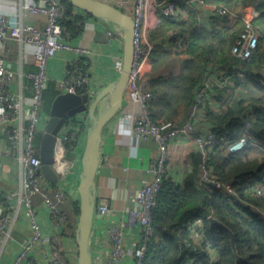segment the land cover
<instances>
[{"label":"crops","instance_id":"0c3cea01","mask_svg":"<svg viewBox=\"0 0 264 264\" xmlns=\"http://www.w3.org/2000/svg\"><path fill=\"white\" fill-rule=\"evenodd\" d=\"M102 1L118 6L130 16L133 14L135 0ZM259 1L232 0L227 3L222 0H205V3L202 4L198 0H179L180 13L171 18L179 20L178 22L181 23L176 28L169 25L171 23L168 21H172L168 20L169 18L163 20L159 13L151 12L146 24L143 25V39L152 43L153 48L145 64L143 75L152 81L154 89L159 93L169 92L172 76H178L184 72L185 61L195 58L196 51L191 50L185 41L194 35L200 39L203 38L202 40L207 38L210 41L206 40L204 44L201 41L195 50L201 49L208 43L211 44L209 48H212L209 53L210 61L205 66L206 70L192 90L194 96H196L198 87L205 83H211L207 98H210L211 108L217 110L222 99L228 98L229 101L233 100L236 103L251 95H261L259 85L253 80H246V69L237 70L240 67L232 58L229 61L223 58L227 55L230 57L233 55L231 45L243 27V16L250 17L256 24L258 32L264 36V13L260 14V10L256 7ZM222 8L233 11L235 16L222 13L220 11ZM75 11L77 14L83 13L77 7ZM2 15L8 16L13 23L22 20L41 27L45 23L43 16L21 12L19 0H0V16ZM81 24L80 30L70 36L67 41L72 46L88 47L92 50L84 58L89 72L86 86L88 91L97 93L118 75L122 66L123 30L117 25L93 15L84 16ZM108 28H114L113 38L110 41L107 40L105 33ZM174 32H180V38L171 42L169 36ZM3 55L6 66L14 74L10 91L17 97L20 95L26 97L32 94L31 80L26 76V72L35 67L33 46L9 38L4 43ZM77 55L73 50L62 49L49 59V80L48 87L45 89L47 92L44 96L41 119L38 124L39 130L44 126L46 114L53 99L61 92L58 85L59 81L65 76L70 60ZM257 71L262 74V78L257 81L264 82V69ZM236 75L239 79L238 82L236 81L237 84H235L234 79ZM222 88L226 89L223 90ZM52 95L54 96L52 97ZM219 96L220 100L218 99ZM143 112L144 109L140 103L129 100L126 88L121 105L102 129L101 160L95 177L96 198L97 204L100 202L108 204L109 212L106 216L100 217L95 211L91 236L93 264H110L107 260L109 245L105 231L110 224L115 223L122 228L125 247L129 253L132 252L135 243L141 236L139 226L128 220V210L134 204V190L140 187L145 180L152 178V174L147 169L151 159L156 154L157 147L154 139L141 140L135 134L133 121L140 117ZM28 113V106L24 104L23 114L27 115ZM185 114L181 115L180 119ZM18 124L17 118L11 122L0 124V205L4 192L18 188L20 183V165L17 158L12 154L13 148H11V143L6 135V129L9 125ZM209 129H211L210 126L203 123L199 131L205 133ZM193 134L176 135L169 141L167 178L174 183L182 184L194 161L197 160L200 163L202 158ZM84 140L85 123L77 134L75 146L68 150L79 153L83 148ZM78 180L79 169L75 168L69 174L62 176L57 184L44 180V185L53 196L58 190L64 192L65 199L61 205L67 209L72 204L71 201L78 200ZM33 204L43 233L52 236V238H59L62 240L65 250L70 249L75 252V239L71 235H62L65 226L60 228L55 225V217L42 201L40 194L34 196ZM77 219L78 217L75 218V230ZM10 228V235L0 253V264H11L21 251L23 240L32 235V228L24 205L19 207L16 219ZM49 252V246L36 245L33 255L29 256V259L39 261L42 264H49ZM70 257L73 259L70 263L76 264L74 258ZM21 264L27 263L22 262Z\"/></svg>","mask_w":264,"mask_h":264},{"label":"built area","instance_id":"2783aa9c","mask_svg":"<svg viewBox=\"0 0 264 264\" xmlns=\"http://www.w3.org/2000/svg\"><path fill=\"white\" fill-rule=\"evenodd\" d=\"M198 1L202 4L205 3V0ZM19 3L21 12L43 16L45 23L42 27L22 20L13 23L8 16H0V124L11 122L16 118L19 120L18 125H9L6 129V135L11 143V148H13L12 154L17 158L20 165L19 187L4 192L0 205V253L10 235V227L16 219L19 207L24 205L32 228V235L23 240L21 251L11 264H21L22 262L42 264L39 261L29 259V256L33 255L36 245L49 246V264H65V254L59 246L58 239L43 233L33 204L34 196L40 194L42 201L55 217L57 227H64L69 219L67 209L61 205L65 199L64 192L58 190L53 196L44 185L46 179L41 171V160L35 143V135L39 132L38 124L41 119L44 92L49 80V59L62 49H70L78 54L70 60L65 76L58 85L61 92H79V89L88 81V69L82 65H86L84 58L92 50L88 47L72 46L68 43L67 39L71 36L70 32L60 23L67 11V6L62 0H19ZM179 10L180 6L177 0H135V7L131 16L134 21V59L126 88L129 100L140 103L144 109L143 114L133 121L136 136L141 140L154 139L157 147L156 154L151 159L147 169L152 174V178L145 180L140 187L134 190V204L128 210V220L139 226L141 236L135 243L132 252L129 253L125 247L122 228L115 223L110 224L105 230L109 245L107 260L110 264H143L147 255L149 237L156 227L152 209L157 205L162 183L168 173V144L176 135L193 134L194 132V141L202 153V162L195 181L197 186L211 184L215 188L237 194L230 182L225 183L215 179L206 163L207 151L216 141L214 133L210 130L205 133L196 132L195 120L202 111L206 93L211 87V83H205L197 88L196 100L188 110L183 125L178 124L181 119L154 122L147 108L148 101L155 95L151 89V80L143 75V71L153 45L143 39V25L146 24L151 12L173 18L180 13ZM220 11L235 16V13L227 8H222ZM242 21L243 29L232 43L231 53L235 57L247 59L257 49L259 35L256 24L250 17L243 16ZM113 31L114 28H108L105 31L108 41L113 38ZM9 38L33 46L35 67L26 72V76L31 80L32 94L26 97L21 95L17 97L9 89L14 74L6 66L3 55L4 43ZM24 104L28 106L29 113L27 115L23 114ZM85 118L86 116L82 114L70 120L56 135L53 167L60 177L75 169L74 159L66 154L67 143L77 138V134L85 123ZM251 118L253 117L251 116ZM248 139V135H241L228 144V150L231 152L241 150ZM251 193L255 196H264V182H258L252 188ZM260 210L264 214V210ZM96 212L100 217L106 216L109 212L108 204L106 202L98 203ZM177 234L185 247L199 251L206 246L210 260L216 257L217 252L210 248L207 243L204 221L201 216L193 218L186 227L178 228ZM69 250L64 249L65 253L72 256L77 264V249L75 252ZM194 259V257L191 258L189 264H192Z\"/></svg>","mask_w":264,"mask_h":264},{"label":"trees","instance_id":"16d2710c","mask_svg":"<svg viewBox=\"0 0 264 264\" xmlns=\"http://www.w3.org/2000/svg\"><path fill=\"white\" fill-rule=\"evenodd\" d=\"M62 1L67 6V11L60 23L72 36L80 30L84 16L91 14L85 11L77 14L76 7L71 2ZM222 1L228 3L232 0ZM177 2L180 3L179 0ZM256 7L260 14L264 13V0H260ZM166 18L169 17L162 16L163 20ZM168 20H172L168 22L174 28L181 24L179 20L171 18ZM180 32H174L169 36V40L177 41ZM258 35L259 44L251 57L241 59L227 55L223 58L226 61L232 58L240 67L237 70L246 69V80L256 82L261 95H251L236 103L233 100L229 101L228 98L222 99L220 107L213 110L210 98H207L210 91L208 90L202 111L195 120L198 133H202L199 128L205 123L210 126L209 130L216 137L215 143L207 151L206 160L212 176L221 182H230L237 194L215 188L211 184L197 186L195 181L200 170V163L197 160L194 161L182 184L174 183L166 177L157 198V205L152 209L156 227L149 237L143 264H189L193 257L195 259L192 264H264V214L260 210H264V196H255L251 193L258 182H264V82L257 81L262 78V74L257 70L264 69V36L259 32ZM202 39L191 35L185 40L190 49L196 51L195 58L185 61L184 72L172 76L169 92L159 93L151 81V89L155 96L148 101L147 108L154 122L179 120L195 102L196 96L192 90L201 80L212 50L209 48L210 43L195 50L201 41L203 44L206 40L209 41L207 38ZM82 66L87 68L86 65ZM234 79L237 84L238 75ZM86 91H88L86 84L79 89V92ZM46 92L45 90L44 96ZM218 99H221L220 96ZM244 134L249 136L245 146L235 152L229 151L228 144ZM40 137L41 133L37 132L35 135L37 148ZM75 140L67 143L68 149H73ZM71 203L67 208L69 219L62 235H71L75 239V218L79 215V201L74 200ZM197 216L203 218L207 243L217 252L213 260H210L206 246L199 251H193L180 242L177 234L178 228L186 227L188 222ZM209 216L216 217L227 227L210 224ZM58 241L65 254V264H71L73 259L65 253L62 240L58 238Z\"/></svg>","mask_w":264,"mask_h":264},{"label":"water","instance_id":"95a60500","mask_svg":"<svg viewBox=\"0 0 264 264\" xmlns=\"http://www.w3.org/2000/svg\"><path fill=\"white\" fill-rule=\"evenodd\" d=\"M68 1L82 11L117 25L123 30L124 38L123 62L118 75L97 93L90 91L58 93L46 114L44 126L39 130L41 133L38 145L41 171L46 180L57 184L61 177L53 167L56 135L70 120L82 114L86 116L85 140L82 150L79 153L67 150L66 154L74 159V167L79 169L77 184L79 215L75 230L77 264H93L91 236L97 205L95 177L101 160V133L103 126L123 100L134 59V21L118 6L102 0ZM187 115L188 111L178 122L179 125L185 123ZM209 221L210 224L215 223L227 227L214 216H209ZM231 234L234 242L233 233Z\"/></svg>","mask_w":264,"mask_h":264},{"label":"rangeland","instance_id":"374dc122","mask_svg":"<svg viewBox=\"0 0 264 264\" xmlns=\"http://www.w3.org/2000/svg\"><path fill=\"white\" fill-rule=\"evenodd\" d=\"M76 249H77V245H76ZM70 251V250H69ZM75 254V253H74Z\"/></svg>","mask_w":264,"mask_h":264}]
</instances>
